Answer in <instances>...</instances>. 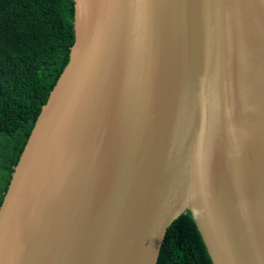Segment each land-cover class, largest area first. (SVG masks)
<instances>
[{
    "label": "water",
    "instance_id": "obj_1",
    "mask_svg": "<svg viewBox=\"0 0 264 264\" xmlns=\"http://www.w3.org/2000/svg\"><path fill=\"white\" fill-rule=\"evenodd\" d=\"M70 1L0 264H157L186 211L212 264H264V0Z\"/></svg>",
    "mask_w": 264,
    "mask_h": 264
},
{
    "label": "trees",
    "instance_id": "obj_2",
    "mask_svg": "<svg viewBox=\"0 0 264 264\" xmlns=\"http://www.w3.org/2000/svg\"><path fill=\"white\" fill-rule=\"evenodd\" d=\"M70 0H0V206L23 149L69 61ZM157 264H212L186 211L169 228Z\"/></svg>",
    "mask_w": 264,
    "mask_h": 264
}]
</instances>
